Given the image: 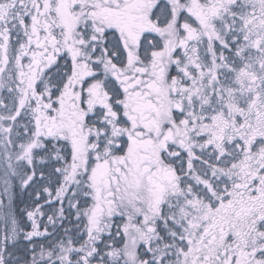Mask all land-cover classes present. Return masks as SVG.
I'll use <instances>...</instances> for the list:
<instances>
[{
  "label": "snow or ice",
  "instance_id": "1",
  "mask_svg": "<svg viewBox=\"0 0 264 264\" xmlns=\"http://www.w3.org/2000/svg\"><path fill=\"white\" fill-rule=\"evenodd\" d=\"M0 264H264V0H0Z\"/></svg>",
  "mask_w": 264,
  "mask_h": 264
}]
</instances>
